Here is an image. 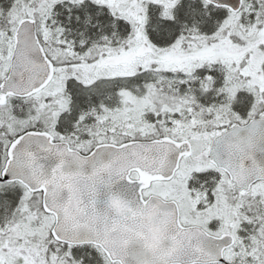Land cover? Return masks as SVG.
<instances>
[{
    "label": "snow or ice",
    "instance_id": "obj_1",
    "mask_svg": "<svg viewBox=\"0 0 264 264\" xmlns=\"http://www.w3.org/2000/svg\"><path fill=\"white\" fill-rule=\"evenodd\" d=\"M143 6L144 0H0V229L13 214L59 215L55 205L74 199L79 223L57 221L50 230L48 264H264V62H254L264 41L245 40L226 24L229 8L243 10L241 0H214L207 8L202 0H182L174 20L160 16L163 5L149 4L147 39ZM245 15L240 23L256 24L264 37V17ZM226 46L246 50L222 63ZM56 49L83 59L62 60ZM122 56L139 61L133 75L100 76L92 85L71 77V110L59 111L58 69ZM169 57L180 66L162 67ZM208 80L213 86L205 92ZM124 88L151 100L147 128L117 123L103 110L84 116L113 96L117 111ZM197 165L188 184L196 203L185 214L177 195L184 172ZM221 198L252 220L225 225L211 214ZM153 211L161 218L171 212L162 235L146 227ZM111 236L119 242L110 243ZM3 240L0 264H7Z\"/></svg>",
    "mask_w": 264,
    "mask_h": 264
},
{
    "label": "rangeland",
    "instance_id": "obj_2",
    "mask_svg": "<svg viewBox=\"0 0 264 264\" xmlns=\"http://www.w3.org/2000/svg\"><path fill=\"white\" fill-rule=\"evenodd\" d=\"M180 0H144V6L141 11H147L149 9L148 5H163V10L165 11L166 8H172L175 4H179ZM175 2V3H174ZM261 4L259 9H255L251 0H244L243 10L237 15H230L226 24L230 23L233 26V30L239 33L242 38L255 36L258 32L256 30V24L248 23V24H241L240 19L243 16L244 19L247 21L248 17L245 15L246 13H250L255 11L258 17L264 16V0H257ZM172 10V9H171ZM226 24L221 25V28L225 27ZM239 25V27H237ZM199 27V25H197ZM200 41L203 42L205 37H199ZM231 46H226L221 49V57H218L222 63H225L227 60L237 58L235 53L228 50ZM225 53H227L228 58L224 59ZM259 61H257V65L255 67H259ZM94 83V82H93ZM93 83H84V85H92ZM54 91L59 93V99L56 103L59 104V111L63 112L66 110L64 99L65 97V88L66 83L63 82H55ZM213 86V82L211 83ZM239 87V86H237ZM130 92L131 94H128ZM121 100L123 106H131V110L127 111H119L118 117L120 118L119 123L123 124L126 120H132L136 126L143 125L147 128V123L144 120V112L146 108L150 109L151 100L148 96H144L142 90H128L124 88L121 90ZM235 99V93L232 94V100ZM122 106V107H123ZM99 128V125H96ZM131 127V125H129ZM199 167L195 166L189 169L186 173L183 174L182 186L179 189V193L177 195V203L185 207V210L189 208V212L192 208L195 207L196 201L191 199V196L188 192V184L190 183L192 172L198 170ZM27 207V206H25ZM230 209V211H229ZM213 215V212L211 213ZM231 214V221L230 224L233 222L234 218L236 221V226L239 225L238 218L246 219V216L241 212L238 208L232 207L231 204L223 202L220 209L216 211L215 215H219L224 217V224L227 223L228 215ZM40 215L36 212H28L26 216L23 218L20 215L13 214L12 218L10 219L11 222H8L4 225L3 229H0V236L4 237L3 244L4 247L8 249L6 254L7 264H35L30 255H32L31 251L27 250V246L25 247L24 243L21 242L22 237L20 233H27L28 235L34 233L36 237V241L39 240L41 236V232L45 229L51 230L53 227L54 220L51 217H42L45 218L43 221L39 219ZM249 220H252L249 217ZM9 221V220H8ZM262 229H264V225H262ZM31 237V236H30ZM3 259V258H0Z\"/></svg>",
    "mask_w": 264,
    "mask_h": 264
},
{
    "label": "flooded vegetation",
    "instance_id": "obj_3",
    "mask_svg": "<svg viewBox=\"0 0 264 264\" xmlns=\"http://www.w3.org/2000/svg\"><path fill=\"white\" fill-rule=\"evenodd\" d=\"M53 2H58V0H53ZM97 3H106L109 2V0H96ZM180 3L182 2V0L179 1ZM175 3V2H174ZM179 3V4H180ZM178 4V5H179ZM177 4H175L174 7L172 8H166L165 11H161L160 12V16L168 19V20H174L175 19V13H174V9L175 7L178 6ZM172 9V10H171ZM30 9H28L27 7H25L24 9H22V12H29ZM143 15L141 16V20L143 21L142 25H141V33L144 34L145 30H144V25L147 24L148 20L150 19L148 12L147 11H142ZM125 18L127 19V17L125 16ZM196 31H199V27H195ZM117 36L119 35V33L116 34ZM253 37V36H250ZM250 37H246L245 40H249ZM255 37H258L259 39L257 40V42L260 41H264V37L260 36V33H257L255 35ZM113 38H116L115 36ZM143 39H147L146 34L143 35ZM181 40H183V37H181ZM179 42H177V47L179 45ZM141 47H142V43H141ZM154 45H150V49L154 48ZM256 45L251 43V41L249 42V48H255ZM230 49V51L235 53V56L237 58H242L243 57V51L245 50H241L239 52H237L234 48V46L228 47ZM147 51V50H146ZM92 52V50H89V52L84 53V56H88L90 53ZM55 56L60 57L62 60L68 61V60H75L77 58L79 59H83V57H79L78 54L74 53L71 49H69L68 51L64 52L61 51L60 49H56L55 50ZM222 54L219 56L221 57ZM228 58L227 53H225L224 59ZM257 61H259V63L264 62V52H260L259 49H256L255 55H254V62H255V66L257 65ZM139 62L138 60H136L135 58L133 59H129L126 56H122V57H113L111 59H109L106 62H102V63H97V65L95 67H93L92 65H88L86 63H81V64H72L70 67H65L62 69H58L57 71L60 72V76L59 78L53 77V81L55 82H63L66 83V81L68 79H70L71 77H76L79 81H81L83 84L84 83H93L96 79H98L100 76H131L134 74L135 72V64ZM162 67H174V66H180V63L178 62V60L176 58L173 57H169L167 59H163L162 58ZM192 71H194L195 69H191ZM121 92H120V99L121 97ZM128 94H131L130 92H128ZM65 96H67V98L65 97L64 102H65V107L66 110L65 111H70L71 110V104H72V98L70 95H68L67 93H65ZM192 99H195V97H192ZM117 102V97L113 96L111 101L109 100H103L101 101L98 105L93 106L91 108V111L85 112L84 116H94L97 115L98 111L103 110L104 114L113 116L114 120L119 123L120 118L118 117V113L119 111H127L129 112L131 110V106H123L120 107L117 111H113L112 109L115 107ZM130 113V112H129ZM131 114V113H130ZM131 120V119H130ZM94 127H97L96 125ZM80 131H83V129H80ZM199 167V165H197ZM195 166H189L188 169L184 172L186 173L189 169L193 168ZM200 170V169H198ZM195 170V171H198ZM193 171L191 180L194 179V172ZM190 180V181H191ZM203 196V193L197 192V198H201ZM225 202V200L223 198H221L220 200V205H222V203ZM221 207V206H220ZM213 206V215H215L216 211L220 209ZM194 209V208H192ZM181 211L185 214L189 213V208L187 210H185V207L182 206L181 207ZM230 211V209H229ZM244 218H238V223L240 220H243ZM246 219L249 220V217L246 216ZM252 219V217H251ZM231 221V214L228 215V219H227V224H230ZM239 225H237L238 227Z\"/></svg>",
    "mask_w": 264,
    "mask_h": 264
},
{
    "label": "water",
    "instance_id": "obj_4",
    "mask_svg": "<svg viewBox=\"0 0 264 264\" xmlns=\"http://www.w3.org/2000/svg\"><path fill=\"white\" fill-rule=\"evenodd\" d=\"M205 2L208 4H213L214 0H205ZM241 3L243 5V0H241ZM216 7L220 8V7H227V6L218 4V5H216ZM228 10L232 13H239L240 12V10L232 11L230 8ZM73 187H75V186H73ZM58 188H59V185H58ZM50 195L53 196V199H56V197L59 196L60 193L57 191L55 193H51ZM65 195H66V193H65ZM55 206L57 209H59V213H60L59 215H57L56 212H51V210H49L50 211L49 215L54 216V218H55L54 226L57 224V221H59L61 225L67 224L69 222L79 223L78 217H80L82 215V213L77 208L74 199L71 201H68L67 203H64V204L57 203ZM171 220H172L171 212L165 213L164 217L161 218L157 212L153 211L148 216V224L146 225V227L148 228L149 232L153 236L162 235L163 234V228L169 222H171ZM58 239H59V237H58ZM118 242H119V238L117 236H111L110 237V243L115 244Z\"/></svg>",
    "mask_w": 264,
    "mask_h": 264
},
{
    "label": "trees",
    "instance_id": "obj_5",
    "mask_svg": "<svg viewBox=\"0 0 264 264\" xmlns=\"http://www.w3.org/2000/svg\"><path fill=\"white\" fill-rule=\"evenodd\" d=\"M202 3L204 4L205 8H207V5L202 1ZM212 81L208 80L207 82H202V88L204 89V91H208L212 88L211 85ZM39 217L40 220H44L45 218L42 217H47L45 215H43L42 212H36ZM42 216V217H41ZM8 222H11L10 219ZM49 228L45 229L43 232H41V236L39 238V240H35L36 237L34 235V233L28 235L27 233H20L21 237L23 240H21L22 243H24L25 247L27 246V250L32 252L31 258L33 260V262L35 264H48L47 261V253L49 252V245L51 243H53V241H51L49 239ZM31 236V237H30ZM53 259H55V254H53ZM60 264H66L65 261L61 260Z\"/></svg>",
    "mask_w": 264,
    "mask_h": 264
}]
</instances>
